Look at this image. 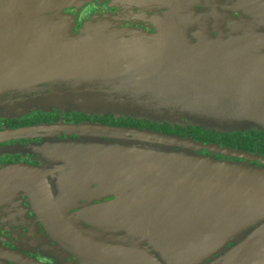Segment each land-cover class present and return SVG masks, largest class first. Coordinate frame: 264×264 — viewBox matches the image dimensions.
Listing matches in <instances>:
<instances>
[{
    "label": "water",
    "instance_id": "1",
    "mask_svg": "<svg viewBox=\"0 0 264 264\" xmlns=\"http://www.w3.org/2000/svg\"><path fill=\"white\" fill-rule=\"evenodd\" d=\"M159 4L169 12L154 35L120 30L111 17L95 18L75 35L73 19L53 0H0V119L60 112L221 135L264 133V34L255 33L264 5L231 0L225 8L240 7L250 19L237 22L231 36L212 39L191 37V0ZM39 138L48 141L3 149L35 155L44 167L1 169L0 209L17 211L20 196L28 195L57 248L82 264H161L140 249L146 240L168 264H264V169L238 162L264 164V157L101 124L0 133L3 143ZM68 190L82 194L62 196ZM58 202H77L94 230L71 224ZM108 234L123 243L114 245ZM31 237L45 256L54 254L37 232ZM7 262L41 264L0 247V264Z\"/></svg>",
    "mask_w": 264,
    "mask_h": 264
},
{
    "label": "flooded vegetation",
    "instance_id": "2",
    "mask_svg": "<svg viewBox=\"0 0 264 264\" xmlns=\"http://www.w3.org/2000/svg\"><path fill=\"white\" fill-rule=\"evenodd\" d=\"M166 1L167 0H150V2L154 4L153 7H151L147 0H53V5L58 4V6H61L65 18L70 17L73 19V32L75 35L79 34L80 30L84 27L85 23L90 22L95 18L103 17H111L116 19L118 21V29L120 30L134 29L135 31L142 32L144 35H154L157 32L155 24L157 22H160L164 17H166V14L169 12V8H167L163 4H159ZM183 1L189 2L190 0ZM191 1L194 3L195 7V9L193 10V17L191 18V21L193 23V26H191L192 38H198L200 34L203 37H209L212 39H219L221 37L227 38L234 33V28L236 27L237 22L250 19L249 17L244 15L243 12H241L242 9L240 7L232 9L229 5L228 9H226L225 7L231 3V0ZM252 1L264 5V0ZM124 6L127 7L128 10H123ZM215 7L216 9L213 10ZM239 27H242V25L240 24ZM259 27H257L259 29L255 33L261 32L264 34V24L263 26ZM106 118L110 120H107ZM111 119L113 121H120L114 120L113 118L107 116L94 117L78 113L66 114L60 112H57L55 114H48L41 111H35L25 113L19 118L0 119V133L17 129L19 130L25 128H32L40 125H78L88 123L92 125L101 124L103 126L110 127H124L114 125L111 122ZM144 123L146 124L128 127L155 131L147 127L149 125L154 126L155 124H150L147 122ZM155 132L175 135L173 132H168L165 129L160 131L156 130ZM252 134L253 132H246L243 135L250 136ZM258 135V139H262V141L253 143V148L245 151L251 154H258L261 157H264V135ZM58 140L63 142L68 140L76 141L77 137L59 136ZM47 141L48 140L39 138L13 140L7 141L5 143L0 142V170L6 166L13 165H26L35 168H43L44 164H42L39 158H37L35 155L29 153L5 154L3 153V149H9L16 146L43 145ZM238 162L248 163L246 161L243 162L240 160ZM250 164L263 166V164L259 162H250ZM56 188L57 187L52 184V189ZM75 190L61 191V193L62 196H66L69 198L80 197L82 192L80 191L77 194H74ZM54 195L58 196V193L54 192ZM69 203H71L72 206H70ZM69 203H64L63 205L59 204V202L57 203L62 213L71 217L69 219V222L82 230H94L92 229L91 225H89L87 221L82 217V207H80L79 209H75L77 207V202ZM7 213H9V223H5ZM13 215L14 220L12 221L11 216ZM20 216L30 220L29 223L24 225L25 222H21V220L19 219ZM13 222L15 223L13 224ZM99 228L100 226L96 224L95 229L98 230ZM257 228L258 226H255L254 230H256ZM34 232H37L39 236L45 238L47 242H49V244L51 245V247H53L55 251L54 254H50L49 256V252H46L47 256H45V252L41 248L33 246V243H29L30 239L33 240L31 234H34ZM98 234L100 236L99 241H102V231L98 232ZM108 236L112 237L110 242H113L116 246H118V243H123L122 241H118V237L115 234H108ZM127 244H129V242ZM235 246V244L231 243L227 246V250H231ZM0 247L9 249L19 254L26 255L30 259L35 260L41 264H82L80 259L77 258L74 254H71L70 252L63 253L61 249L57 248V241L55 240L54 236L50 234V232L46 231L44 225L40 222L37 214L32 208L31 199L28 195L20 196L17 211L7 212L4 210V208L0 209ZM140 249L144 252L151 253V256L154 257L159 263L168 264L164 259V256L161 253L159 254L156 248L151 246L147 240L140 245ZM60 256H64V258L59 259L58 257ZM217 258L218 256H216L215 259ZM213 262L214 261H212V259H209L204 261L203 264H213ZM6 264L14 263L7 262Z\"/></svg>",
    "mask_w": 264,
    "mask_h": 264
},
{
    "label": "trees",
    "instance_id": "3",
    "mask_svg": "<svg viewBox=\"0 0 264 264\" xmlns=\"http://www.w3.org/2000/svg\"><path fill=\"white\" fill-rule=\"evenodd\" d=\"M107 120H110L106 118ZM111 122L114 125L118 126H139V125H145L146 123L140 122V121H132V120H120V121H113L111 119ZM158 125L154 126H147L149 128H156ZM169 128V127H167ZM173 132L175 135L182 136V137H189L193 140H200L207 143H214V144H222L224 146H229L232 148H237L240 150H249L252 149V145L255 142H261L262 139H258L259 135L256 132H253L252 135H242L239 133L236 134H226L221 135L217 134L215 132H208L205 131L202 128H189V130H185L182 128L176 127Z\"/></svg>",
    "mask_w": 264,
    "mask_h": 264
},
{
    "label": "rangeland",
    "instance_id": "4",
    "mask_svg": "<svg viewBox=\"0 0 264 264\" xmlns=\"http://www.w3.org/2000/svg\"><path fill=\"white\" fill-rule=\"evenodd\" d=\"M155 125H158L156 128L154 127V128H151V129H153V130H157V131H160V130H166V131H168V132H170V131H174V129L175 128H171V126H169L168 124H155ZM167 127H169V128H167ZM179 128V127H178ZM168 129V130H167ZM256 133H258V134H263L264 135V133H260V132H256ZM218 134V133H217ZM240 134V133H239ZM167 135H169V134H167ZM231 135V134H230ZM243 135V134H242ZM227 147H229V146H227ZM198 154H200V155H203V154H205V153H201V152H198ZM216 159H217V157H216ZM219 159H221V158H219ZM230 160V159H229ZM230 161H232V160H230ZM234 161V160H233ZM237 160H235V162H236ZM257 164V163H256ZM246 165H248V166H250V167H258V168H261V169H264V164H263V166L262 165H260V166H257V165H251L249 162L248 163H246Z\"/></svg>",
    "mask_w": 264,
    "mask_h": 264
}]
</instances>
